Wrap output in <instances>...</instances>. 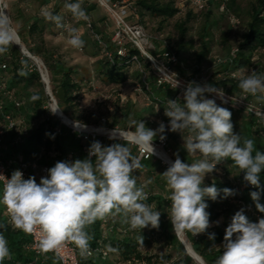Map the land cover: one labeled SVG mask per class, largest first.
<instances>
[{
  "label": "trees",
  "instance_id": "trees-1",
  "mask_svg": "<svg viewBox=\"0 0 264 264\" xmlns=\"http://www.w3.org/2000/svg\"><path fill=\"white\" fill-rule=\"evenodd\" d=\"M16 1L18 6L11 13L13 15L12 22H23L16 33L21 43L26 46L27 51L39 58L46 66L48 73L51 75L50 89L59 110L73 122L92 125L90 121L80 117L76 109L82 90V79L79 77L78 69L70 66L63 58H58L54 54L55 49L45 46L44 36L46 33L51 34L49 31H52L51 27L55 25L43 22L42 19L44 18L39 13L51 0ZM85 1L83 0V7L89 16L95 10V5L87 4ZM136 6L140 23L145 28L146 17L151 20H159L158 31L164 28L167 21L179 17V20L174 24V29L177 32L175 42L170 38L166 40L165 36L160 33L159 35H163V37L154 40L155 55H159L165 50L175 55L177 62L171 65L174 72L183 78L196 80L203 85L209 84L221 89L232 98L245 96V102L250 107L256 110H264V102L243 93L238 87L239 79L231 77V74L240 73L241 70H244L245 74L250 73L252 70L264 73V0H208L201 11H197L193 7H187L184 11H181L177 8L176 0H143L137 2ZM212 7H219L225 15L230 13L238 24L241 23L244 26V30L241 33L237 32L235 38L229 36L232 31L231 27L222 33L219 43L227 50V53L222 57H213V63L217 68L204 80L203 66L212 60L211 53L216 43L210 32L209 19L212 14ZM52 12L53 14L57 13L56 9ZM201 16L204 18L205 23L198 35L200 45L197 50L192 52V64H188L185 55L188 51L194 49L192 40L188 39L189 26L191 22ZM212 25L219 28L216 22ZM94 26L96 31H99L95 23ZM52 33L53 35L64 36L66 39L65 35L53 31ZM91 41L95 51L88 53V56L96 59L93 62L94 74L106 85L113 87H121L132 79L140 86L141 91L145 93L150 101L149 108L144 112L136 109L130 101L120 103L118 98L115 109L120 118L114 121V125H120V129H129L132 133H135V125L132 122L142 119L147 128L157 129L159 124L153 122L149 117H145L144 113L154 116L156 108L165 111L167 100L174 99L177 92L167 85H157L155 73L147 61L140 58L141 69L138 68L132 62V58L137 56L136 51L128 49V54L125 57L114 54L113 61L110 62L92 39ZM110 49L112 50L113 47L110 46ZM2 65L6 66L4 70L1 69ZM29 66V60L23 57L20 50L15 46H12L7 54L0 56V87L3 85V91L12 92L14 100L19 104L17 107L6 96L2 99L4 111L19 122L14 130H6L4 133L3 148L0 150L3 161L8 164L15 156L19 155L25 163L36 162L38 166L50 169L58 161H74L87 158L86 141L80 138L77 133L72 132L56 116L48 112L46 108L48 98L44 86L38 73L35 70L29 71ZM22 67L27 71V76L19 75ZM34 95L38 97L35 101L31 100ZM179 101L183 103V97ZM217 104L231 111L233 131L243 138L253 139L256 149L264 152V118L256 117L246 106ZM102 119L104 118L102 117ZM1 122L2 119L0 118ZM163 123L165 126L169 125V118L165 114ZM93 124L98 126L99 121H95ZM100 124L102 125V123ZM115 127L118 128V126ZM178 133L183 136L180 132L169 131L167 133L169 151L170 147L172 149L170 158L174 162L178 154L183 162L191 163L199 157L188 156L183 146L184 139L183 144L176 142V134ZM184 135H187V132ZM158 137H160L159 134L154 140ZM14 140L18 141L17 144H13ZM123 144L130 148L133 156H137L135 148L127 143ZM102 145L110 146L108 141H104ZM139 162L142 168L136 170L133 175L137 176L138 185L147 184L145 191L148 193V199L145 202L153 206L154 210L161 212L159 228L154 229L149 226L142 230H132L127 223L123 222L121 216L97 220L88 227L87 231L93 236L90 241V249H99L101 253H95L87 258L82 257L80 264H197L186 253L184 246L173 231L169 219L168 213L170 212L171 202L167 199L169 192L161 175L168 167L164 166L155 157ZM216 169L213 172V178L203 182L204 186L215 184L221 190L217 200L213 201L205 198L208 204L206 211L210 214V227L205 233L196 236H193L191 232H184L192 250L201 258L204 264H214L215 260L222 254L221 246L225 229L231 223V219L237 211L243 209L244 214L252 222L264 218V213L256 209L250 196L252 191H260V203L264 204V171L260 174L261 188L257 189L250 184L247 185V182L243 179L244 173L240 172L231 160L218 164ZM30 176H34L37 183L40 182L37 172L28 171L25 179ZM148 181H151V183H147ZM224 188L233 189L235 195L224 198L222 191ZM0 195H2L1 184ZM246 207L252 208L256 217L250 215ZM7 222L5 207L0 205V223ZM0 232L8 240L11 252V258L5 259L3 264H59L56 257L49 253H44L37 260L35 254L29 248L31 238L27 233L14 230L10 225L6 230L0 229ZM213 233L215 239L210 240L208 238L209 234ZM154 242H162L167 252L161 255L142 253L141 248ZM108 246H111L115 251H109Z\"/></svg>",
  "mask_w": 264,
  "mask_h": 264
},
{
  "label": "clouds",
  "instance_id": "clouds-1",
  "mask_svg": "<svg viewBox=\"0 0 264 264\" xmlns=\"http://www.w3.org/2000/svg\"><path fill=\"white\" fill-rule=\"evenodd\" d=\"M63 9L77 22L89 20L83 0H64ZM40 15L67 33V43L72 48H84L85 41L79 29L66 23L62 15L53 14L47 6L41 9ZM17 41L9 17L0 11V56L7 54ZM19 75L27 76L28 73L22 67ZM238 79L243 93L264 102V73L252 70L245 74L241 70ZM206 93L223 99L221 89L189 82L183 92L184 102L169 99L164 112L169 118L168 130L183 134L188 156L199 157L185 163L177 154L161 174L169 192L168 215L173 231L191 232L193 236L205 233L210 227L205 198L215 201L221 190L215 184L204 186L203 182L206 175L217 170L218 164L231 160L244 173V181L257 189L261 188L260 174L264 171V152L256 149L253 139L243 138L233 131L231 111L219 106L215 99L207 98ZM36 99L35 95L31 97L33 101ZM57 109L51 111L55 114ZM132 123L135 133L131 142L153 155L152 142L158 134L161 140L165 139V124L160 122L153 130L147 128L142 119ZM109 138L115 139L117 134L112 133ZM141 168L139 160L125 144L103 146L94 141L87 158L56 162L39 183L34 176L25 179L20 170H15L10 178L0 175L4 178L0 205L6 208L8 215V222L0 223V229L6 230L10 225L27 234L39 232L38 248L42 253L58 251L72 242L84 258L92 255L90 241L93 236L87 229L97 220L121 216L132 230L149 226L158 229L161 212L145 202L147 184L138 185V178L133 175ZM222 191L224 198L235 195L233 189ZM250 196L256 209L264 213L260 191H252ZM208 238L214 240L215 234H209ZM108 247L109 251H115ZM221 247L222 254L214 264H264V218L252 222L243 209L237 211L225 229ZM10 258L8 240L0 232V264Z\"/></svg>",
  "mask_w": 264,
  "mask_h": 264
},
{
  "label": "built area",
  "instance_id": "built-area-1",
  "mask_svg": "<svg viewBox=\"0 0 264 264\" xmlns=\"http://www.w3.org/2000/svg\"><path fill=\"white\" fill-rule=\"evenodd\" d=\"M61 1L64 4V0ZM139 1H143V0H91V3H93L97 8H100L105 12L107 19L101 20V22L97 25L99 31H96L94 22L89 17L88 21H82L84 24V28L88 31L89 36L91 37L93 42L100 48L101 53L110 62L113 61L114 54L120 57H125L128 54V49L136 51L137 56H134L132 58V62H134L137 65V67L141 69V63L139 59L141 58L147 61L151 65L155 73L157 79L156 80L157 85L158 86L167 85L171 89L175 90L177 92V95L172 100H179L181 97H183V92L186 86L189 84V82H196L200 85L203 84L197 82L196 80L183 78L172 70L171 65L177 62V59L174 54L166 50L162 51L159 55L154 54V51H156V47L154 45L155 39L140 23V16L138 14L137 11L138 9L136 6V3ZM207 1L208 0H176V5L177 8L180 9L181 11H184L187 7H193L197 11H201L204 9ZM225 1H230V0H225ZM71 2H75V1L71 0ZM45 6H47L51 11H54L56 7V1L51 0ZM0 11L5 12L11 21L9 14V7L6 0H0ZM64 21L66 23L72 24L69 18H65ZM108 25H110V28L108 27ZM11 26H12V21H11ZM54 29L56 33L65 35L67 40V33L64 32V30L57 29L55 26ZM106 33H110L108 34L110 42L106 41L104 37V34ZM20 43L21 41L18 37L17 43L13 46L17 47L20 50V52L22 51L23 52L21 53L22 56L27 58V60H29L30 62L29 71L35 70L38 73L40 81L44 86L45 94L48 98L46 108L48 112H50L51 114L57 117V114H54L51 111L57 109L58 106L50 89V81H49L47 68L39 58L31 55L27 50L23 51L22 47H24V45L21 43L22 44L21 46ZM110 46L113 47L112 50L110 49ZM77 51L83 52V49ZM5 68H6L5 65L1 66V69L4 70ZM238 76L239 73L237 72L231 74L232 78H238ZM0 90H1L0 118L2 119V122L0 123V150H1L3 148L2 140L5 131L14 130L19 125L18 121L14 120L10 114L4 111L2 99L3 97L6 96L9 100H12L17 107L19 106V104L14 100L12 92L3 91V85L0 87ZM205 95L207 98L215 99L217 103H222L226 105L233 104L237 106L240 105L246 106L253 115H255L258 118H264V110H256L250 107L245 102V98H246L245 96L241 98H232L223 92V99H221L216 94L206 93ZM70 123L72 124L71 126H68L65 123L63 124L68 126L72 130V132L77 133L80 138L86 141L87 145L85 150L87 156L90 145L94 141H99L101 144H103L102 137H104L105 141L109 142V145H111L113 142H122V143H127L129 144V146L135 148L137 152L136 158L139 161L148 160L151 157H155L156 159L161 161L162 164H164L159 155L163 154L170 157L168 155L170 151L168 149V144H167V133L169 132L168 125L166 126L165 133L163 134L165 136V139L161 140L160 137H158L156 140H153L152 144L154 148V154L151 155L150 151H148L147 149H141L131 142V136L134 133H132L129 129H119V128L109 129L104 126L106 123L105 119L101 120L102 123L101 128L95 129L92 127L93 128L92 131H88L87 129L90 127L87 126L85 127V125L83 124L73 122L71 120ZM112 133L117 134V138L110 139L109 137L112 135ZM96 135H98L97 138H95ZM17 142H18L17 140H14L13 144H17ZM15 170H20L23 173L24 178H26L27 173L30 170L37 172L40 179L41 177H46L48 175V168L38 166L36 162L25 163L22 160V158L19 155H17L8 164H5L2 155H0V175L10 178ZM3 183H4V178L0 177V184L2 188H3ZM247 185L249 184L247 183ZM246 208L248 213H250V215L256 217L252 208L250 207H246ZM5 214L8 220L6 208H5ZM28 235L31 238V244L29 248L35 254L36 259L39 260L38 258H41L44 254L38 248L40 234L39 232H36ZM91 252H92L91 256H93L95 253H101L99 249H91ZM48 253L55 256L59 264H80V259L82 258L80 256L79 250L72 242L66 243L58 251H50Z\"/></svg>",
  "mask_w": 264,
  "mask_h": 264
},
{
  "label": "rangeland",
  "instance_id": "rangeland-1",
  "mask_svg": "<svg viewBox=\"0 0 264 264\" xmlns=\"http://www.w3.org/2000/svg\"><path fill=\"white\" fill-rule=\"evenodd\" d=\"M6 1L9 7L11 21H13V15L11 13L12 11H14L16 5H12L9 0ZM85 3H91V0H86ZM96 8L97 7L95 6V10L91 12L89 17L96 25H98L101 20L107 19V16L105 15V12L103 10H101L100 8ZM211 11L212 14L209 19V23L211 25L210 32L212 33V38L216 43L214 44L211 53L212 60H210L203 66L204 80L208 77L209 74H211V72H213L217 68V66L213 63V57H222L227 53V50L219 43L222 33L227 28L231 27L232 31L231 35L229 36H231V38H235L237 32L241 33L244 30V26H242L241 23L238 24L236 22V19L233 18L230 13H227L225 15L224 11H221L219 7H212ZM178 20L179 17H174L173 19L167 21L161 31L157 30L159 28V20H151L149 17H146L145 24L147 31L154 37V39H159L164 35L166 40L170 38L175 42L177 38V32L174 29V24ZM215 22L218 24L219 28H216L212 25ZM22 23V21H18L17 23L12 22V26L15 31L18 30ZM204 23V18L202 16L190 23L188 39L192 40L194 49L188 51V53L185 55L186 63L188 64H192V52L197 50L200 45L198 35L201 28L204 26ZM108 27L110 28V25H108ZM79 31L81 33L82 39L85 41L84 52H78L67 43V40L64 38V36H60L58 34L53 35L52 31H49L51 32V34L46 33L44 36L45 46L47 48L55 49L54 54L58 58H63L70 66L76 67L78 69L79 77L82 79V90L80 91V99L77 103L76 109L80 117H82L84 120L90 121L92 124L85 126L90 127L89 129L101 128L102 125L100 123L101 118L103 117L106 120V123L104 125L105 127L109 129H115V126H118V128L120 129V125H114V121L119 120L120 118L115 109V104L118 98L120 99V103H126L127 101H130L136 109L144 112L147 108H149L150 101L148 100V97L145 95V93L141 91L140 86L136 84L132 79H130L121 87L109 86L102 82L101 79H99V77L94 74L93 62H95L96 59L89 58L88 56V53H93V51H95V49H93L94 46L91 41V37L89 36V33L86 29L84 30V28L81 27L79 28ZM159 33L163 35L160 36ZM108 34L110 33L104 34L106 41H109ZM24 47L26 48L25 45ZM48 76L50 81L51 75L49 73ZM164 112L165 111H163L162 109L160 110V108H156V114L154 116H149V114L146 113H144V115L145 117H149L156 124H160V122H163L164 120ZM95 121H99L98 126H95L93 124ZM97 137L98 135H96L95 138ZM102 140L104 142L105 138L102 137ZM176 142H178L179 144H183V136H181L179 133L176 134ZM171 150L172 149L170 147V151ZM168 155L170 156L171 153L169 152ZM163 165L166 166L165 164ZM212 178L213 173L208 174L206 175L204 181L211 180ZM180 234L182 238H180ZM178 236L184 242V244L190 246V243L185 237L184 232L178 233ZM141 251L144 254L161 255L166 253L167 249L164 247L162 242H154L148 246H145L144 248H141Z\"/></svg>",
  "mask_w": 264,
  "mask_h": 264
},
{
  "label": "crops",
  "instance_id": "crops-1",
  "mask_svg": "<svg viewBox=\"0 0 264 264\" xmlns=\"http://www.w3.org/2000/svg\"><path fill=\"white\" fill-rule=\"evenodd\" d=\"M9 1L11 2L12 5H16V6H18V5H17L18 2H17L16 0H9ZM55 1H56V7H55V9H56V11H57L56 14H60V15H62V16L64 17V19H65V18H69V20H71V22L73 23V26H74V27H77L78 29L81 28V27L84 28V24H83L82 21H79V22L75 21V20L72 18L71 14H70V13H67V12L63 9V3H62L61 0H55ZM19 7H20V5H19ZM96 9H97V8H96ZM42 21L45 22V23H48V24H52L51 22H48V21H46L45 19H42ZM51 30H52L54 33H56V32H55V29H54L53 26L51 27ZM84 30H85V28H84Z\"/></svg>",
  "mask_w": 264,
  "mask_h": 264
},
{
  "label": "bare ground",
  "instance_id": "bare-ground-1",
  "mask_svg": "<svg viewBox=\"0 0 264 264\" xmlns=\"http://www.w3.org/2000/svg\"><path fill=\"white\" fill-rule=\"evenodd\" d=\"M21 44V43H20ZM21 46H22V44H21ZM23 48V51H25L26 49L24 48V47H22ZM55 114H57V117L63 122V123H65V124H67L68 126H71L72 124L63 116V114H62V112L59 114L58 113V110L56 111V113ZM88 131H92V129H87ZM160 156V158H161V160L163 161V163L165 164V165H167V166H169L172 162H171V158L170 157H168V156H166V155H163V154H160L159 155ZM180 236V238H182V236H181V234L179 235ZM186 245V244H185ZM186 247H187V250H188V252L191 254V256L193 257V259L198 263V264H201V261L199 260V258H197V256H195L194 254H193V251H192V249H191V247L189 246V245H186ZM199 257V256H198ZM203 263V262H202Z\"/></svg>",
  "mask_w": 264,
  "mask_h": 264
},
{
  "label": "water",
  "instance_id": "water-1",
  "mask_svg": "<svg viewBox=\"0 0 264 264\" xmlns=\"http://www.w3.org/2000/svg\"><path fill=\"white\" fill-rule=\"evenodd\" d=\"M21 53H23L22 51H21ZM58 110V113L60 114L61 113V111L59 110V109H57ZM64 116V115H63ZM65 117V116H64ZM66 118V117H65ZM69 122H70V120L68 119V118H66ZM171 160V162H173L172 161V159H170ZM169 167V166H168ZM176 233V232H175ZM176 235H177V238L179 239V241L181 242V244L184 246V248H185V250H186V253L193 259V257L191 256V254L188 252V250H187V247H186V245L184 244V242L179 238V236H178V233H176ZM192 249V248H191ZM193 251V250H192ZM193 254L195 255V256H197V258H199V260L201 261V264H204V263H202L203 261L201 260V258L200 257H198V255H196L195 254V252L193 251ZM194 260V259H193ZM195 261V260H194ZM196 262V261H195ZM197 263V262H196ZM198 264V263H197Z\"/></svg>",
  "mask_w": 264,
  "mask_h": 264
}]
</instances>
